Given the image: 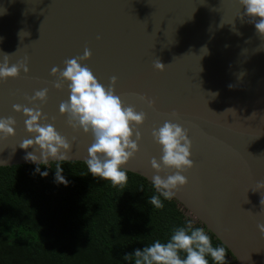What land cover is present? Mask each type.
Here are the masks:
<instances>
[{
  "label": "water",
  "instance_id": "obj_1",
  "mask_svg": "<svg viewBox=\"0 0 264 264\" xmlns=\"http://www.w3.org/2000/svg\"><path fill=\"white\" fill-rule=\"evenodd\" d=\"M244 12L239 0H0V63L3 54L11 56L10 65L27 57L29 69L0 80V118L16 120L15 135L0 134V167L37 166L24 159L34 149L19 146L33 136L14 104L38 107L47 117L41 123L53 124L72 144L68 159L48 163L86 162L93 137L60 114L68 82L56 89L50 73L88 48L91 57L81 65L105 88L117 77L124 105L146 113L127 172L149 183L157 174H174L152 168L151 160L160 162L163 154L152 130L165 121L180 124L188 130L194 166L181 173L188 183L173 199L237 264H264L257 227L264 224V188H257L264 181V37ZM157 59L163 71L154 67ZM44 88L46 102L30 103L27 97Z\"/></svg>",
  "mask_w": 264,
  "mask_h": 264
},
{
  "label": "trees",
  "instance_id": "obj_2",
  "mask_svg": "<svg viewBox=\"0 0 264 264\" xmlns=\"http://www.w3.org/2000/svg\"><path fill=\"white\" fill-rule=\"evenodd\" d=\"M57 164L67 186L55 180ZM39 167L46 177L37 166L0 167V264H135L136 249L165 243L189 224L223 246L175 199L160 196L164 207L151 205L149 198L160 194L141 176L127 172V184L113 187L93 177L86 162ZM226 252L225 264H237Z\"/></svg>",
  "mask_w": 264,
  "mask_h": 264
},
{
  "label": "clouds",
  "instance_id": "obj_3",
  "mask_svg": "<svg viewBox=\"0 0 264 264\" xmlns=\"http://www.w3.org/2000/svg\"><path fill=\"white\" fill-rule=\"evenodd\" d=\"M239 2L245 9L244 15L252 18L257 33L260 37H264V0H239ZM10 57L3 54V62L0 63V80L18 77L21 69L25 73L29 71L27 57L24 61L11 65ZM90 57L91 51L85 48L83 56L66 59L63 70L58 67L51 69L50 74L57 77L53 86L62 89L64 83L68 82L70 92L68 100L60 104L59 111L61 115L67 116V122L73 129L91 133L93 137L86 159L89 173L93 177L110 181L113 187H123L128 181L127 169L124 165L139 151L141 133L138 126L144 123L146 113L137 112L134 106L124 105L115 92L117 77H111L110 85L105 88L98 82L90 68L81 65L80 61L88 60ZM154 67L160 71L165 69V65L159 59L154 62ZM47 94L48 89L44 88L27 99L30 103L36 100L46 102ZM141 99L146 100L149 107H154V100L145 96ZM13 109L16 112L22 111L27 117L24 121L25 128L33 136L19 144L22 149L26 150L30 147L34 149L33 152L27 153L24 159L36 164V172L46 177L48 172H40L39 166L47 165L50 159L57 161L68 159L72 144L55 129L53 124L41 123V120L46 121L47 117L38 107L29 108L14 104ZM172 116H178V113L174 111ZM15 124L16 120L13 117L0 118V134L4 138L15 135ZM152 137L161 146L163 153L160 162L155 158L151 160L152 168L158 173L170 169L176 170L166 178L158 174L151 178L155 190L160 195L151 196L149 203L159 209L164 207L160 196L170 200L180 187L188 183L187 177L181 173L194 166L190 159L192 142L188 130L171 121H165L158 129L154 128ZM55 172V180L67 186L68 181L62 175L63 169L59 164L56 165ZM257 188H264V181H258ZM260 204L261 209L264 210V198L260 200ZM257 227L264 234V224H258ZM181 251L186 253L184 258L180 256ZM132 254L136 258L135 264H209L208 257L213 264H225L227 252L224 246H213L211 237L206 234L204 228L193 229L189 224L187 228L175 229L167 242L156 241L142 250L136 249Z\"/></svg>",
  "mask_w": 264,
  "mask_h": 264
},
{
  "label": "rangeland",
  "instance_id": "obj_4",
  "mask_svg": "<svg viewBox=\"0 0 264 264\" xmlns=\"http://www.w3.org/2000/svg\"><path fill=\"white\" fill-rule=\"evenodd\" d=\"M186 215L190 218V216H189V214L188 213H186ZM191 220H193L192 218H191ZM194 222H195V220H193Z\"/></svg>",
  "mask_w": 264,
  "mask_h": 264
}]
</instances>
